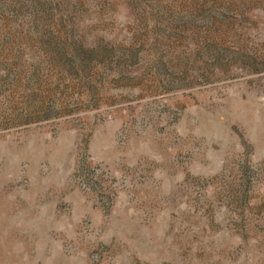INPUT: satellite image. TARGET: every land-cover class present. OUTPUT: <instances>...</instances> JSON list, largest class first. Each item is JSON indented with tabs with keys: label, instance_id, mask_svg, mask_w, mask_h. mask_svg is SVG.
<instances>
[{
	"label": "rangeland",
	"instance_id": "374dc122",
	"mask_svg": "<svg viewBox=\"0 0 264 264\" xmlns=\"http://www.w3.org/2000/svg\"><path fill=\"white\" fill-rule=\"evenodd\" d=\"M0 264H264V0H0Z\"/></svg>",
	"mask_w": 264,
	"mask_h": 264
}]
</instances>
